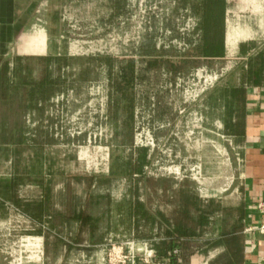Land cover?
Instances as JSON below:
<instances>
[{
	"label": "rangeland",
	"instance_id": "obj_1",
	"mask_svg": "<svg viewBox=\"0 0 264 264\" xmlns=\"http://www.w3.org/2000/svg\"><path fill=\"white\" fill-rule=\"evenodd\" d=\"M234 1L228 29L237 42L262 47L264 0ZM199 2L21 0L27 29L10 65L20 56L38 79L46 65L27 57L55 54L49 70L57 83L42 106L24 113L21 152L0 151V178H18L19 198H45L41 218L34 207H0V264H163L161 229L130 221L129 200L158 218L186 200L192 224L198 209L206 211L191 263L206 264L205 239L234 224L241 206L239 140L217 90L240 82L248 55L233 48L220 59L199 56ZM130 61L127 84L119 72ZM143 154L142 173L121 175L128 163L139 168ZM84 211L96 220L77 243L75 216Z\"/></svg>",
	"mask_w": 264,
	"mask_h": 264
},
{
	"label": "trees",
	"instance_id": "obj_2",
	"mask_svg": "<svg viewBox=\"0 0 264 264\" xmlns=\"http://www.w3.org/2000/svg\"><path fill=\"white\" fill-rule=\"evenodd\" d=\"M199 1L202 10L199 31L203 34L199 56L220 59L224 58L233 48H236L239 54H248L246 63L241 67L244 77L240 78V82L237 84L229 80L224 85H220L222 87L217 90L223 100V108L226 112L224 123L230 134L239 138L244 125L248 89L254 86H264V45L258 47L256 41L250 38L237 42L239 38L228 29V11L236 6L234 0ZM26 22V18L22 16L17 30H23L26 27ZM53 40L57 42L56 36L53 37ZM53 55H40L37 58L27 57L28 60L36 59L46 65L38 79L34 77L33 67L29 63H22V57L17 56L14 59V65L11 66L7 57L0 56V151L14 149L21 152V147L27 140L23 120L24 113L28 109H38L52 96L57 83L49 70L52 57H57ZM119 73L121 79L125 80L127 84L131 83L134 64L131 61L125 62ZM125 90H129L128 86ZM145 159L146 154H143L139 168L132 167L131 163H128L121 175H130L135 173L134 171L142 173ZM115 173L117 172L112 168L110 174L114 175ZM94 179V176L90 178L89 186L93 184ZM35 181L38 185H43V178ZM18 184V178L14 176L0 178V207L4 208L5 202L9 201L23 207L28 213L31 211V207H34L38 212L37 214L32 213V215L43 217L44 196L43 199L36 202H25L17 194ZM126 204L127 217L130 221L134 223L145 219L161 229V242L157 246L159 262L163 264L166 262L169 264L192 263L193 258L197 256L193 242L197 241L198 237H202V233L198 232L199 229L209 224V215L206 211L198 209L199 215L196 222L192 224L194 219L190 209L192 204L186 200L175 208L171 216L161 218L150 214L145 204L140 200H129ZM75 219L79 226L76 241L81 243L82 233L92 226L96 219L86 211L76 214ZM243 228V210L240 206L236 222L229 227L222 226L217 229L213 238L205 239L207 246L199 249L205 256L206 264H242ZM212 249H217V252L210 256Z\"/></svg>",
	"mask_w": 264,
	"mask_h": 264
},
{
	"label": "crops",
	"instance_id": "obj_3",
	"mask_svg": "<svg viewBox=\"0 0 264 264\" xmlns=\"http://www.w3.org/2000/svg\"><path fill=\"white\" fill-rule=\"evenodd\" d=\"M21 0H0V56L19 52L21 38L27 29L18 31ZM248 55V54H246ZM240 148L239 188L243 210V262L264 264V86L250 87L242 135L237 138Z\"/></svg>",
	"mask_w": 264,
	"mask_h": 264
},
{
	"label": "built area",
	"instance_id": "obj_4",
	"mask_svg": "<svg viewBox=\"0 0 264 264\" xmlns=\"http://www.w3.org/2000/svg\"><path fill=\"white\" fill-rule=\"evenodd\" d=\"M258 208L264 211V203H259V204H258ZM259 230H260L261 232H264V225H262V226L260 227ZM164 264H169V263L166 262V263H164Z\"/></svg>",
	"mask_w": 264,
	"mask_h": 264
}]
</instances>
